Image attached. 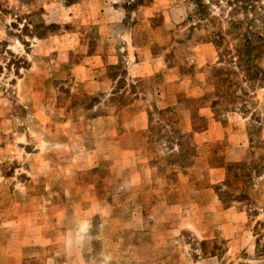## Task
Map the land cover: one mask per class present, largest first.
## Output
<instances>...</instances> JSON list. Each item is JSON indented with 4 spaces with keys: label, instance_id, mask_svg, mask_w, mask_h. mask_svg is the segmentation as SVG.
I'll return each instance as SVG.
<instances>
[{
    "label": "rangeland",
    "instance_id": "rangeland-1",
    "mask_svg": "<svg viewBox=\"0 0 264 264\" xmlns=\"http://www.w3.org/2000/svg\"><path fill=\"white\" fill-rule=\"evenodd\" d=\"M201 1L205 3L204 8L198 0H152L148 5L138 6H132L134 0H0V110L3 108V112L7 113L2 121L12 114V128L24 129L30 134V149L38 144L41 139L39 136L47 138L49 133L58 130L66 134L65 151L78 150L84 137L74 136L71 132L85 131V122L89 120L84 115L85 109L91 106L96 108V103L101 102L110 91L119 92L125 88V91L130 89L141 98L138 108L148 107L149 102L153 104L150 110L151 131L146 132L147 135L142 139L144 149L148 152L151 150V155L155 156L154 143L164 142L170 160L178 165L165 173V183L157 184L156 191L144 199L134 201L129 199L128 193H118L114 182L107 186L105 194L108 193L106 196L110 200V214L117 216L115 222L111 226L109 222L102 227L99 225L103 222L104 212L101 201L95 200L91 225L84 233L79 232L82 222L79 226L75 223L78 228L74 227L70 206L76 198L71 196L72 199H69L65 192L67 187L63 184L44 183V177L39 178V181L38 178L32 179L29 184L30 202L16 209L21 213L29 208L30 213L19 219L11 216L15 219L13 231L10 232L7 226V232L0 236V264H6L7 257L12 262L20 258L19 264H217L215 257L223 256L229 249L227 240L235 235L242 239L239 244L244 247L242 251L238 250L240 257L264 259V169L258 174H252L250 179L243 176L233 179L236 190L233 191L235 201L231 205L245 213L239 222L233 220V225L238 223L236 232L230 234V228L227 232L221 228L214 236L206 233L211 237L203 239L194 227V217L208 202L218 200L222 207L227 208L216 193L219 189H226L222 185L226 175L225 167L239 165L248 153L251 159L264 153V83L256 79L247 80L244 72L236 65L235 56L244 40L241 37L251 42L253 40L248 31L252 23L244 16L248 15L250 19L253 10L264 15V0ZM201 15L203 18L199 20ZM236 20L244 21L239 23ZM260 21L256 16L254 22L256 27H261L258 31L263 37L257 64L264 67V25ZM34 34L43 36L39 39L53 37L51 46L56 45L57 50L42 55L41 52L48 47L34 46ZM105 34L108 42L105 41ZM61 35L62 40L59 37ZM54 36L58 37L57 41ZM127 39H131L139 51L144 43H150L151 46L156 44L152 55L155 66L159 69L163 66L176 67L181 72L182 80L195 83L189 86H182L179 81L166 84L165 89L160 90V93L165 94L166 105L158 108L151 98L154 96L153 81L159 79H137L134 84L130 83L131 87H126L130 81L126 79L124 59L120 56L119 68L110 71L102 67L95 73V77L103 82L98 91L91 92L88 90L90 87L74 84V77L66 68L81 61L84 49L93 53L98 46L112 43L122 55L120 48ZM206 42H211L216 52L212 62H205L197 56L200 52L197 47ZM213 67L234 71L228 73V81H231L230 88L239 95L232 105L224 106L225 110L218 109L219 120L214 117L210 107L219 101L211 77L223 74V71L214 72ZM119 75L121 78L118 79ZM117 79L118 83H115ZM228 81L219 86L224 88ZM30 82L35 90L32 99L27 100L21 88L27 86L29 89ZM71 88L76 93L71 92ZM180 93L186 97L207 96V100H203L206 107L199 111L204 118H191L190 108L183 105ZM72 94L77 96L75 103ZM198 104L194 103L193 106ZM113 112L117 113L118 109L110 107L108 113ZM168 113H173L174 118L165 124L158 123L156 119ZM186 114L190 119V131L186 130ZM208 118L220 124H232L235 129L246 132V144L226 148L224 143L212 142L209 143L208 152L196 155L193 151V135L189 140L186 137L192 134L194 127L197 128L195 131L205 129ZM250 135L252 147H249ZM183 139L189 141L190 147L187 153L181 155L185 165L178 161L181 157H175L177 144ZM66 152H62L64 156L60 158L61 162H66L72 156ZM192 158L194 162L188 163ZM13 164L17 165V160ZM8 166L7 163L0 164V174L9 176L13 170ZM32 166L35 164L32 163ZM233 170L240 173L238 169ZM203 173L204 177L201 175ZM105 177H110L105 168L79 174L84 188L93 181L96 186H102ZM200 182L202 185H215L203 190L196 186ZM16 185L19 188L22 184ZM184 199L185 203L182 202ZM167 204L179 206L165 220L167 215L164 206ZM59 205L66 207L64 216L50 209L51 206L58 208ZM140 210L144 214L142 225L145 224V227L137 231L129 223L140 218ZM186 212L189 213L188 220L181 221V217L187 215ZM206 220L207 225L214 224L211 219ZM220 220L223 221L219 219V225ZM180 222L181 225L189 223L192 227L179 228L176 224ZM156 224L161 225L166 240H157L154 246L153 235L162 233L160 230L153 232L151 228ZM167 228L170 229L164 231ZM135 242L138 245L132 252L130 244ZM7 245L10 251L5 250Z\"/></svg>",
    "mask_w": 264,
    "mask_h": 264
},
{
    "label": "crops",
    "instance_id": "crops-1",
    "mask_svg": "<svg viewBox=\"0 0 264 264\" xmlns=\"http://www.w3.org/2000/svg\"><path fill=\"white\" fill-rule=\"evenodd\" d=\"M54 37L55 41H57L58 37ZM59 37L62 40L63 36L61 35ZM104 38L105 41L108 42L106 34ZM34 40V46L48 47L41 52L42 55H48L49 52L57 50L56 45L51 46L54 42L53 37L45 39L35 37ZM103 43L104 41L101 38V44L103 45ZM120 49L122 55H120L118 51L119 48L113 46L112 43H106L102 47L98 46V49L93 53H88L87 50L84 49L82 51L84 55H82L81 61L74 64L71 68L66 66V71L69 69L71 76L74 77V84L85 85L87 88L90 87L88 88L89 91L95 92L98 91L103 84L99 78L95 77L99 68L118 64V62H121V56L124 59L123 68L126 71V79L130 81L127 82L126 87H131L130 83L134 84V81L137 79H154L155 77L159 79L157 82L153 81V93L156 97L153 96L151 98L158 108H163L166 105L164 102L165 97L163 96L165 94L164 92L160 93L161 89L162 91L165 89L166 84L169 85L170 83L179 81L182 86H184V84L185 86H189L194 82L191 80H182L180 72L176 67L163 66L164 69L162 67L160 69L157 68L154 63V58H152V54L150 50L147 49V46H143L141 51H139L133 45L131 39H127L126 42H124V46ZM197 49L200 50L197 54L199 58L204 59L205 62L213 61L216 52L211 42L200 44ZM117 77L119 79L121 75ZM118 79L115 83H118ZM28 88L29 89H27V86L21 88L22 95L27 100L32 99L34 94L35 89L32 82H30ZM124 89L125 88L119 92L110 91L103 99L112 94L120 93ZM185 91L189 94L187 90ZM71 92L76 93L73 88H71ZM158 92L159 94L157 95ZM125 93L133 98L132 103L122 106L118 109L117 113H108L86 120L85 131L77 133H75V131L71 132L74 136L84 137L81 148L73 152L69 150L68 152L65 151L67 149L66 146H64V144H66V139H64L65 133L58 130L49 133L47 138H42V135L39 136L41 139L38 140V144L30 149V134H27L24 129L18 130L12 128V114H9L10 117H7L3 122L2 120L7 113L3 112V108L0 110V164L7 163L9 165L8 168H12L13 170L9 176L0 174V236H2L3 232H7V229H5L7 226L10 227V232L13 231L15 219L11 216H16L19 219L20 217H25L27 213H30L29 208L28 210H23L21 213H18L16 209L30 202L31 194L29 191V184L34 178H38L39 181V178L44 177L42 180L44 183L63 184L67 187L65 192L67 196H69V199H72V197L76 198L74 203L70 206L73 210L74 227L76 228H78L77 226L83 221L87 223L88 227L91 225L90 217H92L95 211L96 201H101V207L104 212L103 222L99 225L102 227L104 223L109 222L111 226L115 222L114 218L117 216L115 214H110L111 204L106 196L108 193L105 194V188L109 185L111 186L113 182L117 187L116 190L118 193H128L129 199H134V201L139 198L144 199L146 196L153 194L157 189V184L160 185L165 183L164 174L170 169L174 170L178 166L175 162L170 160L168 156L169 151L167 152L168 148L164 147V142H156L154 143L156 144L154 145L156 155L152 156L151 150L149 154L142 145L144 135H147L146 132H150V110L153 104L149 102L148 107L138 108L137 104L141 98L137 97V93L131 92L130 89H127ZM184 117V119H186V130L190 131L191 125L189 116L186 114ZM81 118H83V116H81ZM172 118H174V114L168 113L156 120L158 123L163 122L165 124L166 121L172 120ZM192 135L195 141L193 151L196 155H202V152H208L209 143L212 142L224 143L225 147L229 148L243 146L247 141L246 132L243 130L235 129L232 124H220V122L212 118H208L205 129L193 131ZM89 141L91 143H88ZM62 152H66L67 155L70 154L72 156H70L66 162H61L60 158L64 156ZM32 154L34 155V159L31 158ZM35 156L37 157L36 159ZM16 160L17 165L13 164ZM32 163H34L35 166H32ZM11 164L13 165L11 166ZM96 168L108 169L111 178H103L102 186H96L93 181V183L88 184V186L84 188L79 180L80 172L83 173ZM34 169H36V171H34ZM105 181L106 183H104ZM16 183L22 185L18 188ZM14 200L21 201L13 202ZM182 202L185 203V199L182 200ZM178 206V204H167L164 206L167 215L165 220L171 217V212H176ZM50 209L55 210V213H59L62 216H64L66 212L65 205H59L58 208L51 206ZM189 209L191 211L195 210ZM199 210L198 216L194 217V227L199 230L203 239L214 236L216 232L218 233V229L220 230L221 228L226 232L228 228H230L229 233L233 234V231L236 232L238 229V223L233 225V220H238L239 222L241 218L245 217V213L241 210H237L235 205L224 208L218 200L208 202L204 208H200ZM187 212H189V210H187ZM55 213L53 211L52 216H54ZM157 214L158 212L156 216ZM143 215L142 210H140L138 214L140 218L138 217L133 223H129V226H132L133 230L139 231L140 229L141 231L144 229L145 224L142 225ZM7 217L11 219L8 220ZM188 218L189 213H187L186 216H182L181 221L188 220ZM221 218L223 221L221 222L220 220L221 223L219 225L218 222ZM206 219H211L214 224L207 225ZM75 223H77V226ZM176 225L179 228H183L184 226L192 227L189 223L181 225L180 222ZM149 227L150 226H147L146 228ZM151 229L153 232L162 231L161 225L158 224ZM169 229L170 228H167L164 231ZM206 233H210L211 236ZM236 237H238V235L232 236L227 240L229 249L224 252L221 258L215 257L217 264H238L239 262L242 264H264L263 258H251L250 256L240 257L239 253L244 247L239 244V240L242 239ZM162 239L164 241L166 240L163 231L162 233L153 235L152 244L155 246L157 240L161 241ZM7 240L9 241V239ZM118 241L121 242V240ZM137 245L136 242L130 244L132 252L137 248ZM9 249L7 245L5 250ZM239 249L240 251H238ZM7 255L8 253L6 252V257ZM208 259H211V257ZM224 259H226L227 262L225 261V263H222ZM20 260L19 258L12 262V259L7 257L5 263L19 264ZM205 260L206 259H204V261ZM202 262L201 260V263Z\"/></svg>",
    "mask_w": 264,
    "mask_h": 264
},
{
    "label": "trees",
    "instance_id": "trees-1",
    "mask_svg": "<svg viewBox=\"0 0 264 264\" xmlns=\"http://www.w3.org/2000/svg\"><path fill=\"white\" fill-rule=\"evenodd\" d=\"M152 0H134V3L132 6H138V5H148L151 3ZM199 5L202 6L203 8L205 7V3H203L201 0H198ZM244 8H247L245 6ZM252 8V6H251ZM258 16L261 19V24L264 25V15H261L257 13L256 10H253L252 17L248 19V15H245L244 17L252 23V26L249 28L248 31L251 32L253 36L252 42L249 40H246L245 37L242 38V42L240 43V47L236 51V65L241 68V70L244 72V76L246 77L247 80H252L256 79L261 83H264V67H261L260 65L257 64V60L260 56V51L259 48L262 44L263 37L261 34H259L258 28L261 27H256L255 18ZM203 18V15H201V18H198L199 20ZM244 20H236V22H243ZM35 37L37 38H42L43 36L39 34H34ZM212 41V40H210ZM143 46H147V49L150 50V53L153 55L154 54V46H151L150 43H144ZM120 67V64L116 65H110L106 66L107 70H113L117 69ZM214 72H219L223 71V74H217L214 75V78L211 77L213 83L215 84V89H216V97H218L219 101L215 104H213L211 107L212 112L214 113V117L216 119H220V115L218 113V109L225 110L224 106L226 104L232 105V102L234 99L239 97L236 93H234V89L230 88L231 87V81H228V78L230 77L228 73L234 72L232 69L229 68H219V67H213ZM244 68V69H243ZM181 73V72H180ZM226 81L228 83L222 88L219 86V84H223ZM222 89H224L223 93H221ZM182 96V101L183 105L186 108H190V115L191 118L198 117L201 119L204 118L203 115L200 114V109L203 107H206V103H203V100H207V96L203 95L200 97H186L183 93H180ZM76 94H72L71 98H73V103L76 102ZM133 98L130 97L128 94L125 93V91H122L120 93L112 94L108 96L107 98L103 99L101 102H97L96 108L94 106H91L90 108L85 109V116L88 119L100 116V115H106L110 111V107H113L115 110L120 109L122 106L128 105L129 103H132ZM199 103L197 106H193L194 103ZM155 109V107H154ZM153 125H151V128ZM194 127V131H195ZM151 131V129L149 130ZM192 134H188L186 137L188 140ZM187 139H183L178 142V151L175 154V157H181L183 153H187L189 151V141ZM249 142L250 145L249 147H252V139L251 135L249 137ZM251 153V152H250ZM249 154V153H248ZM246 154L244 156V159L242 162L235 166H226V175L225 178L223 179L222 185L226 189H219L217 190V195L220 201L224 204L225 207H228L235 201L234 199V194L233 191L236 190V187L234 184L233 179H237L240 176H243L247 179H250L252 174H258L261 170L264 169V153H261L258 155L256 158H249V155ZM180 161L183 165H185L182 157L178 160ZM188 161V160H186ZM194 162V159L192 158L188 163L192 164ZM187 165V164H186ZM232 169H238L240 173H237L235 170L232 171ZM203 177L205 176V173L201 174ZM214 183H207L205 185H202L200 182L199 185L196 184L198 188H201L203 190L205 189H211L214 187Z\"/></svg>",
    "mask_w": 264,
    "mask_h": 264
},
{
    "label": "clouds",
    "instance_id": "clouds-1",
    "mask_svg": "<svg viewBox=\"0 0 264 264\" xmlns=\"http://www.w3.org/2000/svg\"><path fill=\"white\" fill-rule=\"evenodd\" d=\"M87 227H88L87 223L86 222H82L81 225H80V228H79V232L80 233L86 232L87 231Z\"/></svg>",
    "mask_w": 264,
    "mask_h": 264
}]
</instances>
